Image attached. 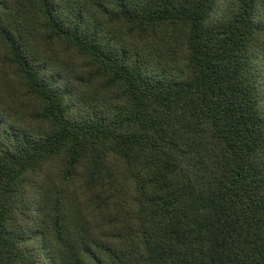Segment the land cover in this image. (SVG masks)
<instances>
[{
	"label": "trees",
	"instance_id": "trees-1",
	"mask_svg": "<svg viewBox=\"0 0 264 264\" xmlns=\"http://www.w3.org/2000/svg\"><path fill=\"white\" fill-rule=\"evenodd\" d=\"M0 264H264V0H0Z\"/></svg>",
	"mask_w": 264,
	"mask_h": 264
},
{
	"label": "rangeland",
	"instance_id": "rangeland-1",
	"mask_svg": "<svg viewBox=\"0 0 264 264\" xmlns=\"http://www.w3.org/2000/svg\"><path fill=\"white\" fill-rule=\"evenodd\" d=\"M220 5H221V7H222V1H221Z\"/></svg>",
	"mask_w": 264,
	"mask_h": 264
}]
</instances>
